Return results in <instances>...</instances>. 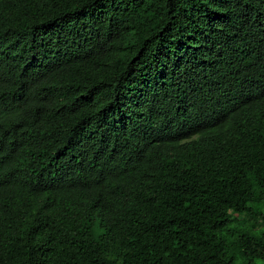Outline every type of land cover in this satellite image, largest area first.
I'll use <instances>...</instances> for the list:
<instances>
[{"label": "trees", "instance_id": "trees-1", "mask_svg": "<svg viewBox=\"0 0 264 264\" xmlns=\"http://www.w3.org/2000/svg\"><path fill=\"white\" fill-rule=\"evenodd\" d=\"M0 264H264V0H0Z\"/></svg>", "mask_w": 264, "mask_h": 264}, {"label": "clouds", "instance_id": "clouds-1", "mask_svg": "<svg viewBox=\"0 0 264 264\" xmlns=\"http://www.w3.org/2000/svg\"><path fill=\"white\" fill-rule=\"evenodd\" d=\"M248 75H251V73H249ZM250 84L251 85H255V83L253 82V79L250 81ZM146 85L148 86V83ZM146 88L147 87L144 85L143 86V90L141 92V95H144V94L146 95V93H148V92L152 93L149 88H147V89ZM152 95H153V98L150 100L151 101V106L150 107L149 106H141L139 108V111H143V112H151V111H153V103L156 100V95H154L153 93H152Z\"/></svg>", "mask_w": 264, "mask_h": 264}]
</instances>
